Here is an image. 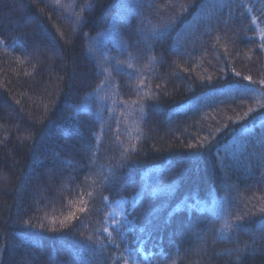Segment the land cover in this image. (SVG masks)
I'll use <instances>...</instances> for the list:
<instances>
[{"label": "trees", "instance_id": "1", "mask_svg": "<svg viewBox=\"0 0 264 264\" xmlns=\"http://www.w3.org/2000/svg\"><path fill=\"white\" fill-rule=\"evenodd\" d=\"M262 34L264 0H0V264H264Z\"/></svg>", "mask_w": 264, "mask_h": 264}, {"label": "snow or ice", "instance_id": "2", "mask_svg": "<svg viewBox=\"0 0 264 264\" xmlns=\"http://www.w3.org/2000/svg\"><path fill=\"white\" fill-rule=\"evenodd\" d=\"M262 38H264V34H262ZM261 47L264 48V44H261ZM237 75H239V73H237ZM246 79L249 80V81H251V77H246ZM260 83H261L262 85H264V80H261ZM84 210H85L84 208H81V209H80V211H84ZM74 218H75V214L73 213V214H70L66 219H67V220H71V219H74ZM61 223L64 224L65 221H61ZM113 223H117V221H115V220L113 219ZM41 227H42V226H41ZM103 231H104L105 233L108 234V239L114 243V240H112V233L108 230V228L105 227V228L103 229ZM89 239H91V237H89ZM125 264H127V261H125Z\"/></svg>", "mask_w": 264, "mask_h": 264}, {"label": "rangeland", "instance_id": "3", "mask_svg": "<svg viewBox=\"0 0 264 264\" xmlns=\"http://www.w3.org/2000/svg\"><path fill=\"white\" fill-rule=\"evenodd\" d=\"M252 72H253V74H254L253 76L255 77V73H254V70H253Z\"/></svg>", "mask_w": 264, "mask_h": 264}]
</instances>
